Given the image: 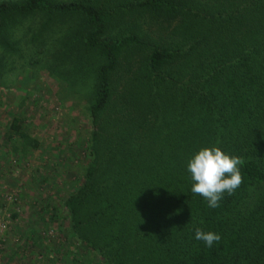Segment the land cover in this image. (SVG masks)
Returning <instances> with one entry per match:
<instances>
[{"label":"trees","instance_id":"trees-1","mask_svg":"<svg viewBox=\"0 0 264 264\" xmlns=\"http://www.w3.org/2000/svg\"><path fill=\"white\" fill-rule=\"evenodd\" d=\"M23 38L59 100L86 103L70 240L99 264H264V0H0V80ZM23 121L9 139L26 155L39 142ZM213 145L245 161L216 208L187 170Z\"/></svg>","mask_w":264,"mask_h":264},{"label":"rangeland","instance_id":"rangeland-1","mask_svg":"<svg viewBox=\"0 0 264 264\" xmlns=\"http://www.w3.org/2000/svg\"><path fill=\"white\" fill-rule=\"evenodd\" d=\"M28 23L36 22L23 26ZM30 47L23 38L0 80L6 85L0 87V264H99L68 237L63 204L82 183L88 160L86 103L76 95L60 101L64 83L27 64ZM16 114L39 142L26 155L12 152L9 130Z\"/></svg>","mask_w":264,"mask_h":264},{"label":"clouds","instance_id":"clouds-1","mask_svg":"<svg viewBox=\"0 0 264 264\" xmlns=\"http://www.w3.org/2000/svg\"><path fill=\"white\" fill-rule=\"evenodd\" d=\"M244 163L241 157L229 155L215 145L201 147L187 161L192 193L203 197L209 207H219L224 193L233 194L243 182L239 166ZM195 238L209 248L221 239L218 233L199 227L195 228Z\"/></svg>","mask_w":264,"mask_h":264}]
</instances>
